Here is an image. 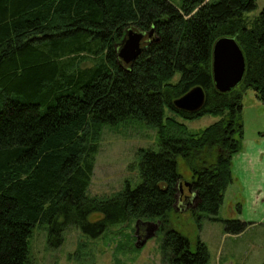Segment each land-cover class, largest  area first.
I'll return each mask as SVG.
<instances>
[{
	"label": "trees",
	"instance_id": "trees-1",
	"mask_svg": "<svg viewBox=\"0 0 264 264\" xmlns=\"http://www.w3.org/2000/svg\"><path fill=\"white\" fill-rule=\"evenodd\" d=\"M256 7V0H0V264H31L38 223L55 235L62 223H77L97 238L113 225L147 221L164 234L162 264L209 263L207 244L193 247L171 217L190 202L199 226L204 217L220 220L234 156L244 149L243 98L251 89L264 103V7L247 14ZM129 29L145 32L147 43L128 63L119 46ZM224 37L236 39L246 61L242 81L227 92L213 78V47ZM197 85L204 106L178 108L175 100ZM204 115L221 118L191 131L185 121ZM132 121L158 130V147L137 151L141 182L91 194L104 127ZM179 157L193 174L183 203ZM223 221L230 234L251 224Z\"/></svg>",
	"mask_w": 264,
	"mask_h": 264
},
{
	"label": "rangeland",
	"instance_id": "rangeland-1",
	"mask_svg": "<svg viewBox=\"0 0 264 264\" xmlns=\"http://www.w3.org/2000/svg\"><path fill=\"white\" fill-rule=\"evenodd\" d=\"M180 5L183 0H171ZM257 7L248 11L256 15L264 7V0H256ZM147 36L142 46L147 43ZM220 116L204 115L194 120H186L191 131L197 132L219 120ZM242 120L245 125V138L257 137L264 132V103L257 99L253 90H248L243 98ZM245 141V140H244ZM244 142V148H245ZM141 147H158V130L146 122L132 121L123 124L107 125L102 131L95 170L90 185L91 194H107L141 182L140 164L137 151ZM179 171L184 182L193 178L192 170L184 158H178ZM237 174L227 189L226 199L220 209V220L204 217L199 226L188 208L176 207L171 220L173 226L188 236L193 247L201 239L210 251L208 264H261L264 261V227L249 224L242 232L230 234L225 231L223 220L248 217L257 211L255 205L246 202L245 194L255 195L264 192V166L249 174L245 184L239 183ZM187 193V187L183 186ZM245 192V193H244ZM263 198V194L260 195ZM195 200H193L194 202ZM185 202V200H183ZM192 202V203H193ZM250 202V201H249ZM264 203V202H262ZM258 212V211H257ZM253 215V214H252ZM95 214L90 220L95 221ZM246 220V219H245ZM156 221H147L140 228L135 224L113 225L100 237L92 238L85 234L80 225L73 222L62 223L61 230L51 233L48 223H38L29 239L31 264H162L161 240L163 232L149 238L143 246L136 245L154 227ZM135 225V231L133 227ZM144 227H147L145 232ZM118 244H122L119 247ZM133 244L137 246L135 249Z\"/></svg>",
	"mask_w": 264,
	"mask_h": 264
},
{
	"label": "water",
	"instance_id": "water-1",
	"mask_svg": "<svg viewBox=\"0 0 264 264\" xmlns=\"http://www.w3.org/2000/svg\"><path fill=\"white\" fill-rule=\"evenodd\" d=\"M146 33L143 31L128 30V36L119 46L120 56L125 62H133L143 51L142 40ZM152 36V32L150 33ZM246 69L244 53L235 38L224 37L219 39L213 47V78L218 90L227 92L233 89L243 79ZM206 100V93L201 85L194 86L188 92L175 100L178 108L197 111L201 109ZM188 185V182H187ZM183 190V183L180 184ZM158 224L150 229L143 240L136 244L143 246L147 240L156 234Z\"/></svg>",
	"mask_w": 264,
	"mask_h": 264
},
{
	"label": "crops",
	"instance_id": "crops-1",
	"mask_svg": "<svg viewBox=\"0 0 264 264\" xmlns=\"http://www.w3.org/2000/svg\"><path fill=\"white\" fill-rule=\"evenodd\" d=\"M244 142L246 145L245 148L241 152L236 154L233 159V172L234 175L237 174L236 178H238V180L240 181L239 183L241 184L246 183V181L250 178L249 174L263 168L264 166V132L259 133V135L255 138L246 137ZM234 181L237 180L234 178ZM184 185L187 187V182H183V186ZM190 192L191 191L188 189L187 193L184 192V189L181 190L180 201H182V203L183 200L188 199V197L191 195ZM255 193L256 191H254L251 195L249 193H246L245 203H247V201L249 205L255 203V205L252 206H256L258 212H252L253 215L251 214L248 217L242 216L241 218L242 220L250 222L251 224H258L259 226L264 227V203H262L264 202V192L263 190H260V193H258L257 195H255ZM261 194H263L262 199L260 198ZM225 199L226 194L224 201ZM226 264H233V262H229Z\"/></svg>",
	"mask_w": 264,
	"mask_h": 264
}]
</instances>
